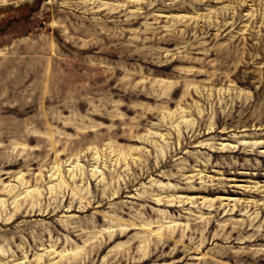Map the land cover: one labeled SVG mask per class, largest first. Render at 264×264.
Here are the masks:
<instances>
[{
	"label": "rangeland",
	"instance_id": "rangeland-1",
	"mask_svg": "<svg viewBox=\"0 0 264 264\" xmlns=\"http://www.w3.org/2000/svg\"><path fill=\"white\" fill-rule=\"evenodd\" d=\"M0 264H264V0H0Z\"/></svg>",
	"mask_w": 264,
	"mask_h": 264
}]
</instances>
